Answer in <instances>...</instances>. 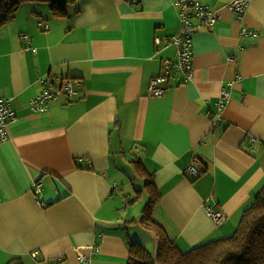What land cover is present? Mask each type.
Wrapping results in <instances>:
<instances>
[{
	"label": "crops",
	"instance_id": "obj_1",
	"mask_svg": "<svg viewBox=\"0 0 264 264\" xmlns=\"http://www.w3.org/2000/svg\"><path fill=\"white\" fill-rule=\"evenodd\" d=\"M178 1L78 0L57 14L33 2L0 27V99L15 114L0 143V264H82L80 251L127 264L131 243L157 255L154 231L151 247L135 233L141 167L161 194L154 219L182 251L232 236L264 185V0L241 16L235 0H200L220 19H190L191 75L173 72L152 96L177 59ZM47 92L58 97L32 105Z\"/></svg>",
	"mask_w": 264,
	"mask_h": 264
},
{
	"label": "trees",
	"instance_id": "obj_2",
	"mask_svg": "<svg viewBox=\"0 0 264 264\" xmlns=\"http://www.w3.org/2000/svg\"><path fill=\"white\" fill-rule=\"evenodd\" d=\"M78 0H0V27L12 20L25 4L46 3L54 13H61ZM190 42L189 38L183 37ZM140 174L147 177L146 184L158 189L155 173L141 167ZM150 198L149 210L145 211L146 227L154 231L158 239V251L153 257L138 243L129 246L127 264H264V185L254 195L250 205L243 210L235 233L227 238L206 242L189 251H182L170 239L165 228L153 218V206L160 202ZM6 264H24L22 258L10 259Z\"/></svg>",
	"mask_w": 264,
	"mask_h": 264
},
{
	"label": "built area",
	"instance_id": "obj_3",
	"mask_svg": "<svg viewBox=\"0 0 264 264\" xmlns=\"http://www.w3.org/2000/svg\"><path fill=\"white\" fill-rule=\"evenodd\" d=\"M250 0H235L233 3L229 5V9L238 14L242 15L245 11L246 6ZM181 6V19H182V26L179 34L173 39L176 42V61L175 62H168L169 64L165 66L166 74L163 76H159L154 78L151 82L149 93L152 96H161L165 93L166 89L161 86V84H165L168 79H170L173 75V72H181L183 74H188L190 77L191 72L193 70L192 67V52H191V45L189 44L188 40H185L183 37L189 38L191 37L194 31V25L190 23V19L196 17L198 18L204 27H212L214 26L220 19V16L207 9L200 0H179L177 2ZM48 26L46 25L45 28ZM201 27V26H200ZM156 41L159 42V38H156ZM65 89L69 93V95H73L76 93V90L73 85V81H68L65 84ZM60 90L58 95L60 94ZM52 92H47L44 96L40 97L39 99L33 101L32 105L36 106L39 105L41 102H49L52 98H57ZM229 95L228 91H225L222 95L223 99ZM47 106V105H45ZM15 119V114L12 109L11 99L4 98L0 99V143L8 140L9 133L8 127ZM252 142L257 141L256 138H251ZM190 171L195 173V166L192 165L190 167ZM33 190L37 194V201L43 204L42 198L39 196L41 190V184L36 183ZM207 210L211 217L215 220L216 223L221 224L227 218L226 214L222 211H216L211 206H207ZM98 246H90L89 249L92 252H97ZM81 249H79L80 251ZM80 260L82 264H90V259L87 257L82 251H80Z\"/></svg>",
	"mask_w": 264,
	"mask_h": 264
},
{
	"label": "rangeland",
	"instance_id": "obj_4",
	"mask_svg": "<svg viewBox=\"0 0 264 264\" xmlns=\"http://www.w3.org/2000/svg\"><path fill=\"white\" fill-rule=\"evenodd\" d=\"M70 6H72V5H70ZM135 167H138V165H135ZM152 173V172H151ZM138 178L140 179V184H138V183H135L134 185H133V187H132V190H131V195L133 196V198H134V201L133 202H136V203H138V204H140V205H142L143 206V210H142V218H141V220L140 221H142L144 224V226L142 227V225H137V224H134V225H137V226H139L141 229H142V231H139V230H136L135 231V233H137V234H139V235H141L140 237L143 239V240H145V243H146V245H148V246H152V241H151V235L150 234H153V233H151L148 229H147V227H146V220H145V211L146 210H149V207H148V205L149 204H152L149 200H150V198L151 199H154V200H156V198H157V192H159L160 193V191L158 190V189H155V188H153L151 185H147L146 184V180H147V177H144V176H142L141 174H138ZM132 203V202H131ZM159 204V203H158ZM158 204L155 206V208H154V206H153V211L155 212V210H156V208H157V206H158ZM153 205V204H152ZM154 212H153V218H154ZM134 221V220H133ZM139 221V222H140ZM237 228H238V226H237ZM237 228L233 231V232H231V234L230 235H233L234 233H235V231L237 230ZM142 232V233H141ZM144 232V233H143ZM229 235V236H230ZM139 245H141V244H139ZM153 257H156V255H153Z\"/></svg>",
	"mask_w": 264,
	"mask_h": 264
}]
</instances>
